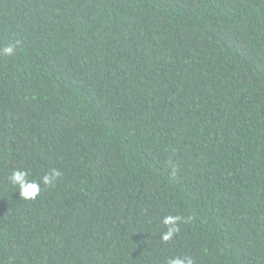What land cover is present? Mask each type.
<instances>
[{
	"label": "trees",
	"instance_id": "1",
	"mask_svg": "<svg viewBox=\"0 0 264 264\" xmlns=\"http://www.w3.org/2000/svg\"><path fill=\"white\" fill-rule=\"evenodd\" d=\"M9 44L0 264H264V0H0Z\"/></svg>",
	"mask_w": 264,
	"mask_h": 264
},
{
	"label": "clouds",
	"instance_id": "2",
	"mask_svg": "<svg viewBox=\"0 0 264 264\" xmlns=\"http://www.w3.org/2000/svg\"><path fill=\"white\" fill-rule=\"evenodd\" d=\"M15 51V45L9 44L2 49L3 55H12ZM61 176L59 170L53 169L51 172L44 174L40 180L30 179L26 170L14 169L8 177L10 183L18 188L19 197L24 200H34L41 192V184L49 186L54 184L55 180ZM182 217L176 215H166L163 217L162 223L166 226V231L161 233V239L168 242L178 231V223L182 221ZM168 264H193L190 256L176 257L170 259Z\"/></svg>",
	"mask_w": 264,
	"mask_h": 264
}]
</instances>
